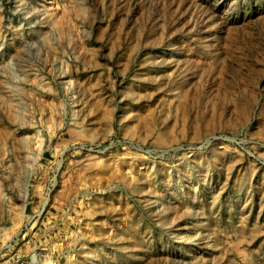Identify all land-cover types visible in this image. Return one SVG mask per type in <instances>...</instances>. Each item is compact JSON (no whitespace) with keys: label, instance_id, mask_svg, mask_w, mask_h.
Listing matches in <instances>:
<instances>
[{"label":"rangeland","instance_id":"obj_1","mask_svg":"<svg viewBox=\"0 0 264 264\" xmlns=\"http://www.w3.org/2000/svg\"><path fill=\"white\" fill-rule=\"evenodd\" d=\"M0 248L264 264V0H0Z\"/></svg>","mask_w":264,"mask_h":264},{"label":"built area","instance_id":"obj_2","mask_svg":"<svg viewBox=\"0 0 264 264\" xmlns=\"http://www.w3.org/2000/svg\"><path fill=\"white\" fill-rule=\"evenodd\" d=\"M16 241H14V239H12L10 242H9V244L7 245V247H11V248H13L16 244ZM1 251H3V248H0V254H1ZM17 261H18V259H16V260H13V261H10V260H8V259H5L4 257H2L1 255H0V264H17Z\"/></svg>","mask_w":264,"mask_h":264}]
</instances>
